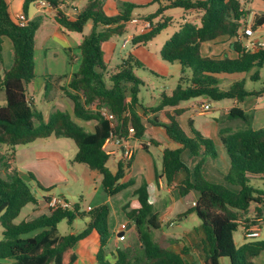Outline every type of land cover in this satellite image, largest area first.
Returning <instances> with one entry per match:
<instances>
[{
    "label": "trees",
    "instance_id": "obj_1",
    "mask_svg": "<svg viewBox=\"0 0 264 264\" xmlns=\"http://www.w3.org/2000/svg\"><path fill=\"white\" fill-rule=\"evenodd\" d=\"M39 1L25 0V14L31 3ZM45 1L50 2L55 11V23L67 33L82 34L88 23L92 24L90 33L83 36L79 45V68L61 90L74 103V116L83 121H95L96 128L94 132L87 131L68 112L62 110H56L45 121L43 112L28 96V86L36 78V33L43 19L31 20L21 26L11 16L8 2L0 0V63L4 37H8L14 45L13 66L0 73V95H5L4 104H1L0 98V148L6 146L14 149L51 137L71 139L78 149L72 163L84 164L97 172L106 194L109 197L116 196L135 184L134 180L122 181L132 160L119 162L117 172L113 173L108 167L110 157L103 145L108 138L118 139L121 144L125 142L129 127L134 128V137L138 141L146 135L144 115L148 109L140 97L145 83L135 74L136 69L145 68V65L129 54L110 71L105 61L103 44L115 36L128 33L133 10L138 5L124 3L117 14L108 15L105 11L107 0H89L80 13L72 16L60 8L63 4L61 0ZM250 1L153 0L152 4L159 5L157 11L143 17L152 22V28L134 37V46L148 44L174 23L173 17L164 15L169 9L195 11L201 17L199 24L182 23L161 49L162 60L179 64L181 75L175 90L171 94L163 92L160 103L149 109L151 112L174 108L200 97L207 101L237 100L243 103L248 96L264 93V88L260 91L246 89L245 80L234 82L228 89H221L218 78L222 74H241L256 67H264V46L248 49L242 39L249 38L248 35L239 34L241 27L247 26ZM263 24L264 14L255 18L253 31ZM221 36L236 38L234 49L239 54L237 58L203 56L202 44ZM251 79L258 81L259 72ZM104 110L113 118L106 117ZM182 112L183 109H176L173 115L167 113L170 123L165 125L166 132L181 147L165 149L163 169L157 175V180L164 179L172 184L182 171L188 173L179 183L178 189L182 197L191 192L199 194L196 204L185 214H196L202 221V261L187 258L191 248L186 244L177 251L154 240L151 231L161 229L163 221L150 201L146 182L134 191L139 208L132 209L129 204L123 207L136 229L139 247L137 250L118 248L115 261L111 262L106 259L112 237L111 209L107 203L89 211H81L79 204L71 209H52L49 207L52 197L44 196L42 200L48 205L47 212L16 223L27 205L38 206L40 200L19 172L12 170L11 174L0 175V226L3 236L0 241V264H6L5 261L10 264H75L80 257V247L93 241L99 244L96 254L99 264H222L221 260L224 259L230 264H256L255 259L264 253V239L250 240L238 248L234 233L239 227L251 222L249 214L252 208H255L256 216H264V190L251 185L253 180H264V128L254 129L253 111H245L241 107L230 110L227 120L237 121L241 126L232 130L222 129L220 132L219 142L227 149L231 166L224 177L226 185L213 183L205 177L203 167L208 159L217 158L216 143L194 129L191 136L187 135L178 119ZM142 146L147 147L145 143ZM185 150L190 151L191 157L200 158L192 171L193 180L191 170L182 160ZM4 161L7 168L11 169L8 163L11 156L5 155ZM29 177L37 182L39 188L50 192L51 189L41 187L33 174L30 173ZM77 219H88L80 233L60 234L59 225L63 221L72 225Z\"/></svg>",
    "mask_w": 264,
    "mask_h": 264
},
{
    "label": "crops",
    "instance_id": "obj_2",
    "mask_svg": "<svg viewBox=\"0 0 264 264\" xmlns=\"http://www.w3.org/2000/svg\"><path fill=\"white\" fill-rule=\"evenodd\" d=\"M9 4L10 14L15 19L18 14H25L24 3L25 0H6ZM70 15L75 16L73 12L74 9L81 12L89 0H61ZM124 3H132L138 5L136 9H148L156 4H152L153 0H107L105 3V11L108 15H115L119 12ZM248 19L246 20L247 26H251L257 16L264 14V0H251L248 7ZM152 14V13H150ZM148 14V15H150ZM28 19L35 20L42 18L43 22L41 27L36 33V45H35V73L36 78L28 86V91L38 90L45 92V103L48 106V115L45 114L44 108H38L44 114L45 121H48L51 114L56 110H62L68 112L72 118L79 123L81 126L86 128L89 132H94L96 128L95 121H83L77 119L74 116V103L62 94L61 87H66L70 82L72 75L77 72L79 68L78 55H76V50L79 49L81 41L74 37L73 35L65 32L58 24L54 21V11L51 8L43 7L39 2L31 3L28 7V13L25 14ZM147 15V16H148ZM187 16H194L192 19H188ZM133 17L143 18L145 16L134 15ZM173 17V16H171ZM201 14L195 11H185L184 17H182L183 22H193L196 24L200 23ZM174 18V17H173ZM145 19V18H143ZM176 19H174L175 21ZM178 21V20H177ZM179 24V27L182 25ZM92 26L91 23H88ZM246 26V27H247ZM245 27H241L239 32L240 36L244 34ZM85 31V30H84ZM84 36V32L82 33ZM128 37L124 39L123 48H127L129 44L132 45L133 49L129 50L126 54L134 55L138 60H140L145 68L153 73L154 76L160 79H167L171 77L172 80L169 81L166 90L164 92L171 94L177 87L180 75L181 67L179 64H169L162 60L160 52L159 54L150 53L147 50L146 45L132 44L130 39L133 34H135V27L132 24L128 25ZM82 36V39H83ZM246 45V48L252 49V43L263 44L264 45V24L258 27L254 31L252 37L245 39L242 38ZM129 40L127 44L125 41ZM236 38L230 36H221L215 40L204 42L201 46V51L203 56L210 58H231L235 59L238 57V52L234 49V43ZM109 41L103 44V50L106 49L109 52V56L115 55V48L109 46ZM147 50V51H146ZM80 51V50H79ZM105 53V51H104ZM81 55V54H80ZM125 56V57H126ZM105 61L111 69L110 60H106V53L104 55ZM119 62L125 58L120 56ZM118 62V63H119ZM14 63V45L8 37L3 39V51L1 54L0 63V73L10 70ZM173 65L172 67H169ZM114 69V67H113ZM111 69V70H113ZM110 70V71H111ZM52 76L53 78H49ZM220 86L222 89H228L234 82L239 80H245V73L233 74V75H219ZM38 87V88H36ZM52 87V88H51ZM51 88V89H50ZM50 89V91H49ZM255 99L250 96L246 97L243 103H239L237 100H231L229 103L225 101H220L218 107H212L211 103L205 98H196L189 100L187 102L181 103L179 106L174 108H167L164 111L157 113L151 112L149 109L155 106H145L148 110L145 111L144 120L147 123L146 135L141 141L137 143V148L135 150L131 166L126 171L123 182H128L129 180H134L135 184L128 189H125L116 196L109 197L101 183V177L97 172L91 171L86 165L79 163H72L77 150L74 154L66 156L58 148H45L40 146L35 149L36 161L31 156L26 157L17 156V151L14 149H9L8 147H1L0 152L2 153L1 159L4 168H7V163L4 161L5 155L11 156V161L8 163L11 166L10 171L17 170L19 174L30 175L33 174V170L38 169L37 172H42L41 175L47 179L43 189H51L50 192H46L37 186V182L34 181V189L38 190L36 194L37 198L39 196L43 199L44 196H57L65 199L70 204L71 202L62 194L63 190L73 191L75 197H78L81 201V211H89L95 206L107 203L111 209L110 215V226L112 230V237L107 247V255L109 261L114 262L115 256L117 254V249H124L125 247L133 248V242L137 239V232L132 223L128 220L123 207L129 204L132 209L139 208V202L136 197H134V191L140 187L143 182L148 184L150 201L154 205L157 212L160 213L163 225L159 230H152L151 234L155 241L161 243L162 246L179 250L183 245H188L191 250L188 255V259L202 261L204 257L203 250L201 248L200 242H195L189 234L185 232L183 223L192 215H186L192 206L196 204L199 199V194L196 192H191L185 197L180 195L178 185L187 176L186 171H182L178 174L177 179L172 184H168L164 179L157 180V175L161 174L163 169V153L165 149H177L181 146L174 142L167 134L165 125L170 123L167 113L174 114L176 109H183L184 112L179 116V122L186 132L187 135L191 136L192 129L196 130L204 137L210 138L216 143L217 158L208 159L203 167V173L205 177L213 182L226 185L224 180L225 175L229 172L231 166V160L227 149L222 146L219 142V136L222 129H237L241 126L237 121H228L227 115L230 110L234 107H241L245 111H253V127L254 129L264 128V93L260 95H252ZM5 98V95H4ZM30 98V97H29ZM34 101V98H30ZM204 104L211 105V111H219L220 115L218 117L208 119L207 121L197 122L196 116L206 115L198 114L197 109ZM52 109L53 112H50ZM142 113H144L142 111ZM153 122L156 124L154 125ZM234 124L236 125L234 127ZM188 131V133H187ZM51 137L46 140H50ZM60 139V138H56ZM38 141V140H37ZM154 141V142H153ZM35 143V142H34ZM142 143H145L147 147H143ZM77 147V146H76ZM108 149L112 152L109 155L108 167L113 172H117L118 163L122 160V151L120 147L115 143L110 144ZM5 151V152H4ZM182 160L191 170L190 176L192 180L194 179L193 169L200 161L199 157H191L190 151L185 150L182 153ZM25 172V173H24ZM30 178V177H29ZM39 181V180H36ZM40 182V181H39ZM59 185V191H53ZM63 185V186H60ZM57 188V189H58ZM234 190H239V188H233ZM36 191V190H34ZM170 195L171 197H169ZM190 199L192 206L189 208H184V199ZM40 200L38 206H36L32 212H29L24 220L32 219L41 215L48 210V205ZM169 199L171 203H169ZM182 204L181 206L179 205ZM72 205V204H71ZM173 215H180L178 218H172ZM196 215V214H195ZM251 215H249L250 218ZM85 224L88 219H84ZM129 225L131 227L129 228ZM126 230L123 239L118 237V233ZM155 232V236L153 235ZM36 233H33L35 235ZM161 235L165 240H168L169 245L164 242H159L157 240L158 236ZM188 239L189 242H184ZM179 242L178 245L174 246L175 242ZM95 244L93 247L92 245ZM99 249V244L97 241H93L89 244H83L80 247V257L75 262V264H99L96 260V254ZM262 253L260 256H262ZM4 263L10 264V262L5 261ZM230 264V262H229Z\"/></svg>",
    "mask_w": 264,
    "mask_h": 264
},
{
    "label": "rangeland",
    "instance_id": "obj_3",
    "mask_svg": "<svg viewBox=\"0 0 264 264\" xmlns=\"http://www.w3.org/2000/svg\"><path fill=\"white\" fill-rule=\"evenodd\" d=\"M159 5L156 4L153 7H150L148 9H134L133 10V14L134 15H140V16H147L150 13H155L158 9ZM184 10L183 9H179V8H174V9H169L165 12V17H171L173 16L174 19H176L174 21V23L172 25H170L167 29H165L160 35H158L153 41L149 42L148 45L146 46L147 50L150 51V53L153 54H159V51H161V49L163 48L164 44L172 37V35L177 32L179 30V24L183 22L182 17H184ZM188 19H192L194 18V16H187ZM178 20V21H177ZM91 31V25L88 24L85 28L84 31V35L89 34ZM70 35H73L74 37H77L80 41L82 40V36L83 34L81 33H68ZM128 37V34L124 35V36H115L113 37L110 41H109V46H113L115 48V55L114 56H109V52L106 49V46L104 48V51L106 53V60L111 62V69H115V67L120 64L119 59L121 58L120 56H126L127 52L129 50H132L133 47L131 44L128 45L127 48H123V42L124 39ZM146 50V51H147ZM76 55H78L79 61L81 58L80 55V51L79 49L76 50ZM119 62V63H118ZM173 65H170L169 67H172ZM109 69V70H111ZM113 69V70H114ZM111 70V71H113ZM259 72V80L255 81L252 80L251 77L256 73ZM135 74L140 77L145 85L142 88V92H141V99L144 103V105L147 106H157L160 103L161 100V94L164 92V90H166L165 88H167L169 81L172 80L171 77H168L167 79L163 80L160 78H157L156 76L153 75V73L149 70H147L146 68H142V69H136L135 70ZM245 81H246V89L248 90H256V91H260L261 89L264 88V67L263 68H253L251 69L249 72L245 73ZM38 88V87H36ZM52 88V87H51ZM50 88V89H51ZM220 88L222 89L223 87L220 86ZM49 89V91H50ZM28 96L30 98H34L35 100V105L37 108H44V112L46 115H48V106L45 103V92L43 91H38V90H31V88L28 91ZM252 99H255V97L250 96ZM1 98V104L5 103V98H4V94L2 93L0 95ZM202 98H200L199 100H201ZM202 101V100H201ZM226 103H229L231 100H223ZM212 105V107H218L219 102L218 101H209ZM50 112H53L52 109H50ZM220 115L219 111H211L210 113L206 114V115H199L196 116V121L197 122H202V121H207L208 119H212L215 117H218ZM36 124H38V122H36ZM236 125L234 124V127ZM188 133V131H187ZM58 150H60L61 152H63L66 156H70L72 154H74V151L77 150V147L75 145V143L71 140V139H67V138H60V139H56V138H52L50 140H38L35 143H31L28 145H22V146H17L14 148V151H17V156H20V159L22 158V156L26 157L29 155L31 156V158H34L36 161V157H34V153H35V149H37L40 146H44L45 148H58ZM6 147V146H5ZM5 152V151H4ZM28 154V155H27ZM1 155L2 153L0 152V175L2 176H6L7 174H11L12 171L4 168V166L2 165V159H1ZM38 169H35V171L33 170V176L36 180H39V184L43 187V185H45V183L47 182V179L44 178L43 175H41L42 172H37ZM25 173V172H24ZM20 175L24 178V180L26 182H28L31 186H32V190L34 192V194H38V190L40 189H34L35 186H33L34 181L29 179L28 175H22L20 173ZM251 185L258 189V190H264V180H253L251 182ZM63 186V185H60ZM59 185L53 189V191L55 192H60L59 190ZM58 188V189H57ZM36 190V191H34ZM63 192L62 194H64L66 196V198L71 202L72 206L74 205H80L81 208V201L79 200L78 197H75L73 194V191H69V190H63L61 191ZM169 197H171L170 195H168ZM39 199L41 200V196H39ZM169 203H171L170 199H169ZM179 205L181 206L182 204L179 203ZM183 205L185 206L184 208H189L192 206V202L190 199H184ZM36 206L33 204H29L27 205L20 217L16 220V223H20L25 219V216L29 213L32 212V210L35 208ZM249 215H256V211L255 208L250 211ZM264 215V214H263ZM178 216L180 215H173L172 218H178ZM250 216V218H251ZM184 228H185V232L189 234V237H192L194 239L195 242H200L202 238H204V233L202 230V221L195 215L192 214L184 223ZM85 228V221L83 219H77L72 225H70L67 221H63L60 225H59V231L60 234L62 235H67L69 233H74V234H78L80 233L83 229ZM155 236V232L153 234ZM3 236H2V227L0 226V241L2 240ZM234 239H235V243L236 246L239 248L242 244L247 243L250 241V239L245 238L244 235V229L243 227H239V229L234 233ZM259 240L264 239V228L261 229V237L258 238ZM157 240L159 242H164L166 245H169L168 240L164 239L163 237H161V235L158 236ZM185 243L189 242L188 239L183 240ZM134 246L133 248H135L136 250L138 249L139 245L137 244V239L133 242ZM161 244V243H160ZM188 244V243H186ZM95 244L92 245V247ZM107 260H109L107 258ZM222 264H229V261L226 259L221 260ZM255 263L256 264H264V254L262 256H258L255 259Z\"/></svg>",
    "mask_w": 264,
    "mask_h": 264
},
{
    "label": "built area",
    "instance_id": "obj_4",
    "mask_svg": "<svg viewBox=\"0 0 264 264\" xmlns=\"http://www.w3.org/2000/svg\"><path fill=\"white\" fill-rule=\"evenodd\" d=\"M39 3L43 7L51 8L53 10L52 5L48 1L40 0ZM60 8L65 9L67 11L65 4H62L60 6ZM73 12L75 13V15L80 13L76 9H74ZM15 20L21 26L27 25L30 21L25 14L16 15ZM129 24H132L135 27V34H133L131 36V38H130L131 40H133V38L136 36L147 33L152 28V22L151 21H149L147 19L140 18V17H133L130 20ZM244 33L246 35H248V37H252L254 35L252 25L245 27ZM127 42H129V40H126L125 44H127ZM260 46H264V45L252 43V49H255V48L260 47ZM210 110H211V105L210 104H204L200 108L197 109V113L198 114H206V113L210 112ZM103 114L106 117H108L109 119L113 118V116L110 115L107 112V110H104ZM134 135H135L134 128L129 127L128 136H127V139L125 142H123L121 144L118 139L108 138L106 140L105 144L103 145V149L106 151V153L108 155H110L112 152L108 149V147L110 146V144L115 143L117 146L120 147V150L122 151V160L121 161L128 162V161L133 159L135 150L137 148V143L139 142L138 140L135 139ZM49 207L52 209H56L58 207H62L64 209H71L72 205L68 201H66L65 199H62L61 197L53 196L51 198L50 203H49ZM262 228H264V216L252 215L251 216V222L248 225L247 224L243 225L244 235H245V237H247L250 240H256V239L261 237V229ZM123 238H124V236L121 237V239H123Z\"/></svg>",
    "mask_w": 264,
    "mask_h": 264
},
{
    "label": "water",
    "instance_id": "obj_5",
    "mask_svg": "<svg viewBox=\"0 0 264 264\" xmlns=\"http://www.w3.org/2000/svg\"><path fill=\"white\" fill-rule=\"evenodd\" d=\"M245 39L247 40V38H245ZM130 227H131V225H129V228ZM125 233H126V230L121 231L120 233H118V237L121 238V237L125 236ZM121 248H123V247L121 246Z\"/></svg>",
    "mask_w": 264,
    "mask_h": 264
}]
</instances>
